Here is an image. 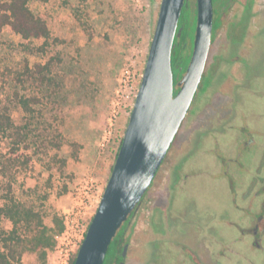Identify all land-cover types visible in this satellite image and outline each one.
I'll list each match as a JSON object with an SVG mask.
<instances>
[{"label":"rangeland","instance_id":"374dc122","mask_svg":"<svg viewBox=\"0 0 264 264\" xmlns=\"http://www.w3.org/2000/svg\"><path fill=\"white\" fill-rule=\"evenodd\" d=\"M160 1L30 0L31 8L47 20L54 37L74 41L69 45H58L52 52H62L70 66L66 80L67 89H63L61 97L68 100L69 97L81 93L80 102L75 107H68L65 123H60V126L66 137L78 141L82 147L77 151L68 145L61 148L59 158L67 161L62 171H60L62 168L60 163L52 164L51 161V156L56 150H50L51 155L44 154L40 148L23 150L33 154L32 168L20 175L16 191L24 195L27 193L25 189L38 186L37 202L43 204L50 214L47 219L49 224L53 214L57 213L61 217L62 210L68 205V196L76 191L80 184L87 181H93L97 185L98 203L96 200L91 212L97 209L96 206L110 177L111 167L115 163L117 149L131 112L134 94L129 83L125 87V81L128 78L131 81L134 76L135 83H139L137 77L144 70ZM74 8H78L84 19L92 24L90 32L94 35V39L91 44H88V34L78 26V21L74 17ZM194 35L195 30L193 38L188 42L185 56H191ZM21 42V38L10 28L4 29L0 36V67L19 64L24 56L20 52ZM36 42L42 43L43 40ZM76 46L82 48L79 57L75 54ZM244 53L251 61L239 68L236 84H230L228 89L224 90V94L219 91L216 93L217 83L213 73L215 64H212L206 72L187 122L179 130L171 151L148 194L144 206L143 225L140 229L141 235L136 230L129 248L130 259L127 264H169L167 256L152 254L154 244L179 241L184 237L181 233L170 229L171 226L176 229L179 224L174 225L169 222L171 214L168 213L167 206L155 202L154 195L159 192L163 179L169 175L175 179L180 174L182 178L187 174V185H192L189 189L185 186L188 191L177 194V196L182 195L184 201L183 199L181 201L184 205L190 201L187 208L172 213L174 216H181L184 213L183 224L192 222L195 213L198 217L205 216L209 211L224 210L229 206L228 193L224 190L223 180L219 175V161L214 160L215 157L211 153L214 151L221 160H225L232 151L229 149L224 151L222 145L220 148L215 146L214 138L217 133L214 134L216 117L214 112L219 108L228 112L232 106H237L239 110L248 112L250 118L252 114L259 118L256 116L259 112L264 115V63L256 61L260 54L264 58V40L261 37L250 40V47L247 51L244 50ZM72 57H76L75 60ZM29 60L31 64L46 62L42 55L29 56ZM257 74L262 75L258 77ZM249 77L256 79L254 83ZM118 103L120 109H117L118 114L111 127L109 119ZM0 104H10L15 120L18 123L24 121L23 114L9 102L6 91L0 92ZM110 130L111 135L108 133ZM233 138L234 136L232 140ZM106 139L109 141L105 142ZM222 141L224 143L226 141L227 145L229 136L222 137ZM10 149L9 139L3 137V152L8 153ZM76 152L78 158H74ZM240 153L243 163L251 164L254 151L252 154ZM179 167L182 169L180 168L178 172ZM65 186L69 188L67 193ZM167 188L172 195L174 187L171 185ZM45 195H48L47 200H43ZM160 196L165 202L167 197L162 194ZM178 198L180 199V196ZM181 201L177 206L182 203ZM201 220L204 222L205 218ZM3 226L10 229L11 223L5 221ZM151 228L153 229L150 233ZM223 230L227 231L226 228ZM160 246L164 247L163 244ZM162 250L159 249L160 252ZM262 258L264 260V254ZM34 260L35 256L32 254L25 257L26 264H32Z\"/></svg>","mask_w":264,"mask_h":264},{"label":"trees","instance_id":"16d2710c","mask_svg":"<svg viewBox=\"0 0 264 264\" xmlns=\"http://www.w3.org/2000/svg\"><path fill=\"white\" fill-rule=\"evenodd\" d=\"M73 11L78 26L88 34V44H91L94 39L90 32L92 24L84 19L78 8ZM195 23L196 2L188 0L180 20L182 35L175 40L172 55L175 84L184 75L190 61V56L184 53L193 38ZM5 28H10L21 38L20 52L24 56L17 65L1 64L0 92H7L9 102L23 114L24 121L18 123L15 120L10 104H0V264H26L25 257L30 254L35 256L32 264H48V255L56 243L55 236L64 229L63 220L56 213L52 215L51 224L47 222L50 214L43 204L37 202L38 186L25 189L27 193L23 195L17 193L16 185L20 175L32 168L33 154L23 150L40 148L46 155H51L50 150H56L51 161L52 164L60 163L62 171L67 161L59 158L61 148L68 145L77 151L82 147L78 141L66 137L60 126V123H65L68 107H75L80 102L81 93L68 100L61 97L63 89H67L70 66L62 52L52 53L56 46L69 45L74 41L54 37L47 20L31 8L30 0H0V36ZM38 40L43 42H36ZM75 51L79 57L82 48L76 46ZM35 55L44 56L46 62L31 64L29 56ZM3 137L10 141L8 153L2 150ZM78 152L74 153V158H78ZM68 191V186H65V193ZM47 197L45 195L43 200ZM5 221L11 223L10 229L3 226ZM122 252L120 236L117 235L104 264H119L123 261ZM75 258L76 255L71 264Z\"/></svg>","mask_w":264,"mask_h":264},{"label":"flooded vegetation","instance_id":"af4514ba","mask_svg":"<svg viewBox=\"0 0 264 264\" xmlns=\"http://www.w3.org/2000/svg\"><path fill=\"white\" fill-rule=\"evenodd\" d=\"M213 9L212 41L203 78L211 65L215 64L213 73L217 83L216 93L219 91L224 94L230 84H236L239 68L251 61L244 53V50L247 51L250 47V40L256 37L264 40V0H213ZM256 61L264 63L262 54ZM203 78L197 92L201 88ZM249 78L253 83L256 80ZM193 104L181 128L186 124ZM236 107L232 106L228 112L223 108L214 112V134L217 133L214 138L215 146L220 148L222 145L224 151L231 150V155L221 160L214 151L211 153L215 157L214 160L219 161V175L223 180L224 190L228 193L229 206L224 210L209 211L205 216H199L201 219L205 218L204 222L195 213L192 222L183 224L184 213L181 216H174L172 213H178V209L184 207L186 209L190 202L187 201L184 205L181 201L182 195H178L180 199L177 196L192 186L187 185V174L183 178L178 174L175 179L169 175L163 179L159 192L154 195L156 203L167 206L168 213L171 214L169 222L179 224L176 229L172 226L170 229L184 236L179 241L161 242L164 247L154 244L152 254L167 256L169 264H264V115L259 112L256 113L259 118H256L255 114L250 118L248 112ZM213 108L215 109V106ZM226 135L229 136L227 145L226 141H222V137ZM252 151L255 154L251 164L243 163L240 152L252 154ZM180 168L182 169L177 168L178 172ZM159 171L138 210L118 233L121 247L124 249L128 244L126 264L130 259L129 248L136 230L141 235L144 206ZM184 179L186 183L183 182ZM171 185L174 187L172 195L167 188ZM160 194L167 197L165 202L161 200ZM179 201L182 203L177 206ZM224 228L227 231H224ZM152 229L149 230L150 233ZM159 249H163L162 252Z\"/></svg>","mask_w":264,"mask_h":264},{"label":"water","instance_id":"95a60500","mask_svg":"<svg viewBox=\"0 0 264 264\" xmlns=\"http://www.w3.org/2000/svg\"><path fill=\"white\" fill-rule=\"evenodd\" d=\"M188 0H161L141 82L120 149L74 264H104L111 243L138 210L174 142L202 81L212 41L213 0H196L187 69L175 84L172 55ZM177 90V92H176ZM128 244L120 264H126Z\"/></svg>","mask_w":264,"mask_h":264},{"label":"built area","instance_id":"2783aa9c","mask_svg":"<svg viewBox=\"0 0 264 264\" xmlns=\"http://www.w3.org/2000/svg\"><path fill=\"white\" fill-rule=\"evenodd\" d=\"M141 76L142 72L137 77L138 84L135 83L136 78L134 76L131 81L130 78L125 81V87L129 83L134 94L130 110H132L136 98ZM117 109H120L119 103L118 106L113 108V112L111 113V118L109 119L111 127L117 117ZM108 133L111 135L112 131L110 130ZM106 141L109 140L106 139ZM97 198V185L93 181L80 184L76 191L68 196V205L61 212L64 229L55 236L56 243L48 255V264H71L72 259L77 254L86 237L90 222L96 212L95 210H97L95 208L94 212H91ZM96 207L98 208V206Z\"/></svg>","mask_w":264,"mask_h":264}]
</instances>
